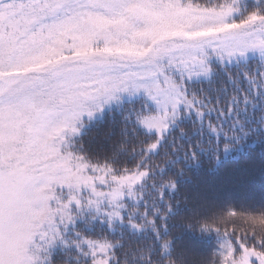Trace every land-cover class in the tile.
<instances>
[{
    "label": "snow or ice",
    "instance_id": "6c2138e0",
    "mask_svg": "<svg viewBox=\"0 0 264 264\" xmlns=\"http://www.w3.org/2000/svg\"><path fill=\"white\" fill-rule=\"evenodd\" d=\"M0 264H264V0H0Z\"/></svg>",
    "mask_w": 264,
    "mask_h": 264
},
{
    "label": "trees",
    "instance_id": "16d2710c",
    "mask_svg": "<svg viewBox=\"0 0 264 264\" xmlns=\"http://www.w3.org/2000/svg\"><path fill=\"white\" fill-rule=\"evenodd\" d=\"M110 118H106L104 121L98 123L89 133L87 139L95 138L96 144L94 146H100L103 144V137L109 128ZM201 178L207 179L212 183L227 182L226 169H221L219 173L216 174H200ZM225 191L232 193L234 196H239V192L233 189L230 185H225Z\"/></svg>",
    "mask_w": 264,
    "mask_h": 264
}]
</instances>
